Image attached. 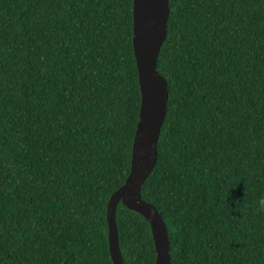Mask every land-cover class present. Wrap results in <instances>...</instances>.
Instances as JSON below:
<instances>
[{
  "label": "trees",
  "instance_id": "1",
  "mask_svg": "<svg viewBox=\"0 0 264 264\" xmlns=\"http://www.w3.org/2000/svg\"><path fill=\"white\" fill-rule=\"evenodd\" d=\"M133 0H0V264H113L139 120ZM168 102L141 197L170 264H264V0H169ZM124 264H155L116 208Z\"/></svg>",
  "mask_w": 264,
  "mask_h": 264
},
{
  "label": "water",
  "instance_id": "2",
  "mask_svg": "<svg viewBox=\"0 0 264 264\" xmlns=\"http://www.w3.org/2000/svg\"><path fill=\"white\" fill-rule=\"evenodd\" d=\"M169 11V0H133L132 43L138 71V82L140 79L143 98L140 88L139 120L136 124L132 143L129 174L125 182L111 194L107 204L108 245L113 264H124L119 248L116 225V208L119 202L129 209L139 212L149 222L156 251L155 264H170L171 260L170 242L165 221L157 208L141 197L142 185L154 170L157 162V143L166 115L169 97L167 81L159 73L153 72L156 88L151 97L148 89L144 87L145 57L141 50V38L144 36L151 40L152 47L149 62L154 65L166 39ZM150 102L153 105L151 131L149 137L145 140V121L149 117Z\"/></svg>",
  "mask_w": 264,
  "mask_h": 264
},
{
  "label": "snow or ice",
  "instance_id": "3",
  "mask_svg": "<svg viewBox=\"0 0 264 264\" xmlns=\"http://www.w3.org/2000/svg\"><path fill=\"white\" fill-rule=\"evenodd\" d=\"M151 47H152L151 40L148 39V38H145L144 36H142V38H141V50H142V54L145 57L144 87H146L148 89L150 97H151L152 93L154 92V90L156 88V81L154 79L153 72L159 73V71L157 69V60H155L154 65H152L149 62ZM135 56H136V59L138 60L136 52H135ZM139 84H140V88H141V91H142V86H141V83H140V79H139ZM142 98H143V91H142ZM152 111H153V105L150 102V104H149V117L145 121V129H144V139L145 140H147V138L150 135V131H151V115H152ZM140 117H141V115H140ZM141 119H142V117H141ZM137 133H138V130L136 132V135H137Z\"/></svg>",
  "mask_w": 264,
  "mask_h": 264
},
{
  "label": "clouds",
  "instance_id": "4",
  "mask_svg": "<svg viewBox=\"0 0 264 264\" xmlns=\"http://www.w3.org/2000/svg\"><path fill=\"white\" fill-rule=\"evenodd\" d=\"M258 204H259V209L264 210V197H261L259 199Z\"/></svg>",
  "mask_w": 264,
  "mask_h": 264
}]
</instances>
